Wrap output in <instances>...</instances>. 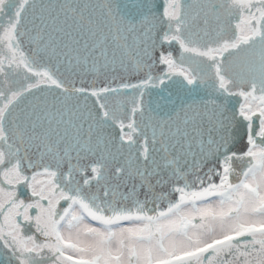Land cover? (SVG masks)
Wrapping results in <instances>:
<instances>
[{"label": "snow or ice", "instance_id": "6c2138e0", "mask_svg": "<svg viewBox=\"0 0 264 264\" xmlns=\"http://www.w3.org/2000/svg\"><path fill=\"white\" fill-rule=\"evenodd\" d=\"M0 252L264 264V0H0Z\"/></svg>", "mask_w": 264, "mask_h": 264}, {"label": "water", "instance_id": "95a60500", "mask_svg": "<svg viewBox=\"0 0 264 264\" xmlns=\"http://www.w3.org/2000/svg\"><path fill=\"white\" fill-rule=\"evenodd\" d=\"M87 79L91 80V76L87 77ZM241 131H243V126H241ZM243 141H241V147H243ZM4 259L3 253L0 252V261H2Z\"/></svg>", "mask_w": 264, "mask_h": 264}]
</instances>
